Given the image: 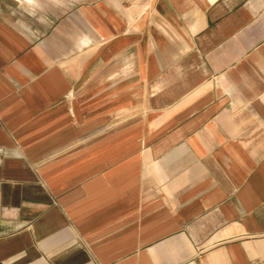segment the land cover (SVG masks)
<instances>
[{
  "label": "crops",
  "instance_id": "crops-1",
  "mask_svg": "<svg viewBox=\"0 0 264 264\" xmlns=\"http://www.w3.org/2000/svg\"><path fill=\"white\" fill-rule=\"evenodd\" d=\"M0 0V264H264V0Z\"/></svg>",
  "mask_w": 264,
  "mask_h": 264
},
{
  "label": "rangeland",
  "instance_id": "rangeland-1",
  "mask_svg": "<svg viewBox=\"0 0 264 264\" xmlns=\"http://www.w3.org/2000/svg\"><path fill=\"white\" fill-rule=\"evenodd\" d=\"M85 1H87V0H76L75 2H76V3H82V4H84Z\"/></svg>",
  "mask_w": 264,
  "mask_h": 264
}]
</instances>
